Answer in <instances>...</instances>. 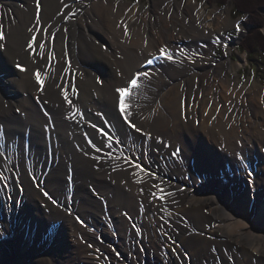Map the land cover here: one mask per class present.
<instances>
[{
	"label": "bare ground",
	"instance_id": "6f19581e",
	"mask_svg": "<svg viewBox=\"0 0 264 264\" xmlns=\"http://www.w3.org/2000/svg\"><path fill=\"white\" fill-rule=\"evenodd\" d=\"M93 1L0 0V226L24 230L0 242V264H99L102 249L127 254L115 264H264V93L231 83L243 57L192 68L230 11ZM54 223L60 248L35 256Z\"/></svg>",
	"mask_w": 264,
	"mask_h": 264
},
{
	"label": "rangeland",
	"instance_id": "374dc122",
	"mask_svg": "<svg viewBox=\"0 0 264 264\" xmlns=\"http://www.w3.org/2000/svg\"><path fill=\"white\" fill-rule=\"evenodd\" d=\"M85 1H86V3L88 2V4H91V3L94 2L93 0H85ZM112 1H116L117 3L126 2V3L136 4V6H139L140 9L142 10V12H144V17H146V16H149L150 11H153V12L155 11V9H156V3L159 0H124V1L123 0H112ZM184 1L187 2L188 0H171V2H173L174 4H178V5L180 3L182 4ZM189 1H192L194 3V7H197L198 6L200 8L202 6L203 7L206 6L208 11H211L215 7L219 8L220 10H222V12H228V11H230V14H229L230 22L227 24V26L226 25H223L221 28H219V32H215V30H212L211 31V33L213 34V36L210 37L212 42H208L209 43V48H208L207 51H204L205 53H203V51L200 53V50H197L196 51L194 49V47H191V52L193 53L192 56H194V58L197 59V60L199 59V62H195L194 61V66H192V68L195 67L194 70H193L194 71V74H197V73L198 74L199 73H203L204 74L207 71H208V73H211V72L213 73L214 70H215V68H217V66H215V65L216 64L217 65L218 64H222L220 61L224 60L227 55L229 57L226 58V59H228V60L231 59L234 63L239 62L240 59H241V57H243L244 62L242 64V66L240 67L239 72H237V73H235V74H233L231 76V78H230L231 83L232 84L233 83L234 84L236 83L239 87L240 86L243 87V90L244 91L248 90L255 83L256 86L258 88H260L261 92L264 93V58H263V55H261L260 54L261 52L258 50V51H256V53L253 54V56L249 57L246 52L241 51V50L238 49V45L241 42V40L245 37V35L248 33V29H249L250 25L246 22L245 16H236V15H233L232 14L233 1L231 0L227 4H218L216 2H209L207 0H189ZM157 7H159V5H157ZM262 14L264 16V8L262 9ZM150 18L153 19V18H155V16L151 15ZM212 21H213V18H212ZM258 28L260 29V31L264 35V24L260 25V27H258ZM1 30H4V29H1ZM1 30H0V33H1ZM217 36H220V38L222 37L223 39H227L228 41H224L223 39H222V41H221V39L220 40L218 39V41H217ZM192 38H194V36L187 37L184 40H178V43H180V45H182V46L184 45V47H185L188 44H195V43L198 42V39H192ZM230 52H232L231 55H229ZM168 53L169 52L163 53L162 54L163 57H165V56L167 57V54ZM258 53H259V55H258ZM165 59L166 58H164L163 62L161 63L162 66L167 65V62L168 63H172L173 61H175V60H169V59H166L165 60ZM179 59L180 58H178V60ZM205 60H206V62H205ZM214 63H216V64H214ZM259 65H260V68H258ZM197 66H200L201 68L200 67H197ZM216 70L217 71H215L214 73H217V74H220L221 73L218 69H216ZM2 76H4V75H2ZM4 77H6V75ZM4 83H5V80L4 81L1 80L0 85H4ZM190 84L191 85H195L196 84L195 87L197 86V89H198L200 83H196V80L193 79V77H192L191 80L188 82V85H190ZM7 86H9V84H7ZM181 87L182 86H180V88ZM175 94H176V91L175 90L171 92V95L172 96H174ZM37 103L42 107V109L45 108V106H43V102L42 101L37 100ZM263 109H264V107H263ZM45 114L47 115V110L45 111ZM47 134H48V132L45 131V135L48 137ZM25 140H26L27 144H30L31 145L30 134H28L27 132H26V137H25L24 141ZM5 144H6V147L7 148L5 146H4L5 147L4 148L2 146V142L0 141V155H3L4 154L3 156L5 158H8V155H7L8 154V151H7V149H10V147H9V145H7L8 143L5 142ZM17 152H19V151H17ZM0 161H1V159H0ZM3 162L10 163L11 161L8 160V159H4L0 163V175H1V177L4 176V174L7 175L6 174L7 165H5ZM4 167H6V169ZM49 169H50V166H47L48 172L50 171ZM40 178L41 177H34L35 184H37V186L38 185L41 186L40 188L44 191V195H45V193L49 194V195H45L47 198L49 196H51L52 199H54L57 202H59L57 200V195L55 194V192L53 190L49 189V187L48 188L45 187V186H48V182H46L45 180H42L43 181L42 182V181H40ZM227 178H228V176L225 179H227ZM3 182L6 183L5 180H4V178H3ZM67 193H68V191H67ZM52 199H50V200H52ZM10 202L12 204V205H10L11 206L10 207V210H11V212H13V210H15L14 207L16 205H15V203H14L13 200H11ZM250 202H251V200H250ZM18 205L20 207V204L19 203H18ZM74 208L75 207H73L72 209H74ZM19 211H20V209L18 208V211L17 212L19 213ZM1 219H2L1 220V223L2 224H1L0 228H2L3 225H4V226H6L7 230H9V231H12V230L15 231V229H17L18 230V232H17L18 234L16 233L17 234L16 235L17 236V239L13 238L12 233L6 234V235L2 234V237L0 238V242L2 241V242H5V243L9 244V243H11L13 241H16V243H19L20 244V240L18 239L19 238L18 235L22 231L24 232V230H22V228L20 227L19 224L16 225L15 228H13L11 225H8V223L6 224V222L3 221L2 216H1ZM21 224L23 226V223L22 222H21ZM53 225H51V228L52 229L49 231L48 234H46L45 239H43L41 242L37 243L36 246H34L32 248V252L34 253L35 256H37V257L39 256L42 259L43 258H47L48 256H50V253H52L55 250H58V248H60L59 244L56 243L57 240H54V239H55V236H57L61 232L62 229L56 223H54ZM99 226L98 225H95V227L93 228L95 230H93V231L96 232V233H99L100 232V235L99 236L101 237V239L102 238L105 239V236L106 235H105V233L103 231L100 230L101 229L100 228L101 226L100 227ZM27 229H29V227H27ZM51 231H53L54 233H56L55 236L54 235L52 236V234L50 233ZM27 232H28V230H26V233ZM27 235H28V233H27ZM100 237H98V238H100ZM14 245H15V243H14ZM116 248L119 249V245L116 246ZM114 251H111L109 249H107V250L102 249L101 250V253H100V256L101 257L100 258L103 259L104 264H115L114 261H116V260H114V258L115 257H118V254H115L116 251L115 252ZM2 253L3 252L1 251L0 254H2ZM120 254H121V257H118V258H120V260L126 259L127 254L124 251H121V249H120ZM103 261H100L99 264H101V263L103 264ZM143 262L145 264H150L149 257H147L146 259H143L142 263ZM156 263L158 264V262H156ZM9 264H15V263L14 262H11ZM244 264H250V263L249 262H245Z\"/></svg>",
	"mask_w": 264,
	"mask_h": 264
},
{
	"label": "trees",
	"instance_id": "16d2710c",
	"mask_svg": "<svg viewBox=\"0 0 264 264\" xmlns=\"http://www.w3.org/2000/svg\"><path fill=\"white\" fill-rule=\"evenodd\" d=\"M218 4H227L231 0H207ZM232 14L236 16H245L246 22L250 25L248 33L241 40L238 49L247 53L249 57L256 51H260L264 58V35L258 27L264 24L262 9L264 0H232ZM259 55V53H258ZM260 68V65L259 67Z\"/></svg>",
	"mask_w": 264,
	"mask_h": 264
},
{
	"label": "snow or ice",
	"instance_id": "6c2138e0",
	"mask_svg": "<svg viewBox=\"0 0 264 264\" xmlns=\"http://www.w3.org/2000/svg\"><path fill=\"white\" fill-rule=\"evenodd\" d=\"M125 32L127 33V27L126 26H125ZM0 38H2V37H0ZM29 47H31V44L29 45ZM40 47H43V45H40ZM160 52L163 54L164 53V49H160ZM167 59L172 60L173 59L172 55L171 54H168L167 55ZM148 63L151 64L152 61L149 60ZM144 76L147 77L148 76V73L145 72L144 73ZM36 79H37V82H41L42 83L39 72L36 74ZM130 82H131V85H132V88L133 89L138 86L136 79H131ZM116 91L119 92V97H120L119 103L121 105V110H123L124 97L128 93L129 89L127 87H125V88H118ZM65 99H67V96H65ZM17 111H19V110L17 109ZM137 131H139V129H137ZM97 150L99 151V149H97ZM179 151H180L179 149H176V152H179ZM176 152H174L173 155H175ZM241 159H243V157H241ZM136 167H140V166L139 165H136ZM45 195H48V194L45 193ZM161 198H163V197H161ZM49 199H52V197L49 196ZM52 203L55 204V203H57V201L54 200V199H52Z\"/></svg>",
	"mask_w": 264,
	"mask_h": 264
}]
</instances>
